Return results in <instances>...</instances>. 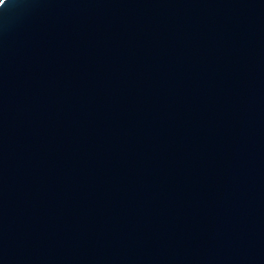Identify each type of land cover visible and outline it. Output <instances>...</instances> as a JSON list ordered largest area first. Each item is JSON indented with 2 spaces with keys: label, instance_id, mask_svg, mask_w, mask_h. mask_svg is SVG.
<instances>
[{
  "label": "water",
  "instance_id": "water-1",
  "mask_svg": "<svg viewBox=\"0 0 264 264\" xmlns=\"http://www.w3.org/2000/svg\"><path fill=\"white\" fill-rule=\"evenodd\" d=\"M0 264H264V0H0Z\"/></svg>",
  "mask_w": 264,
  "mask_h": 264
}]
</instances>
